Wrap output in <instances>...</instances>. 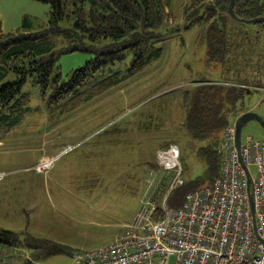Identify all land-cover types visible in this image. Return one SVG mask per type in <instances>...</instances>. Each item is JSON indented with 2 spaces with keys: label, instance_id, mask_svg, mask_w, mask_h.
<instances>
[{
  "label": "rangeland",
  "instance_id": "obj_1",
  "mask_svg": "<svg viewBox=\"0 0 264 264\" xmlns=\"http://www.w3.org/2000/svg\"><path fill=\"white\" fill-rule=\"evenodd\" d=\"M186 1L171 0L172 18L168 25L182 21ZM49 18L47 4L35 0H0V28L6 33L48 29ZM241 26L253 32L252 42L259 45V51L252 62L260 65H250L243 73L253 81L262 80L264 32L255 25ZM62 27L67 25L63 22ZM197 31L200 30L182 33L184 44L178 38L168 39L160 66L67 117L52 119V112L41 100L39 87L27 86L32 92L31 105L38 111L26 117L8 138L5 135L0 144L9 150L0 153L2 168L12 171H7L11 175L1 184L6 185L4 192L12 193L1 196L0 226L23 230L30 220L34 233L61 243H74L79 249L109 244L125 222L133 221L147 193H154L155 198L160 195L158 190L166 185L165 190L173 181L174 171L152 167L158 150L170 142L178 144L184 180L187 184L199 182L208 165L197 154L200 143L192 140L184 128L185 109L176 97L180 89L191 88L205 76L219 80L231 76H226L228 73L224 74L222 69L211 71L206 56L195 55L196 48H191L192 43L187 41ZM93 56L88 51L62 54L57 61L58 70L66 76ZM262 88L251 93L245 102L248 109L264 117ZM248 135L264 140V129L250 122L242 138ZM56 141L60 149L49 155L50 146ZM69 145L75 149L57 160L48 173H38L40 176L36 177L32 169L36 162L57 155ZM39 152L43 156L40 160L36 157ZM256 171V166H252V172ZM27 178L28 182H21ZM37 180L42 181L39 186ZM31 182L33 189L38 188V196L22 185ZM0 257L3 264H12L11 257L4 253ZM43 263L74 264L68 255L55 256Z\"/></svg>",
  "mask_w": 264,
  "mask_h": 264
},
{
  "label": "trees",
  "instance_id": "obj_2",
  "mask_svg": "<svg viewBox=\"0 0 264 264\" xmlns=\"http://www.w3.org/2000/svg\"><path fill=\"white\" fill-rule=\"evenodd\" d=\"M35 1L50 6L48 29L6 33L0 28V136L16 131L26 117L38 111L31 105L32 92L27 86L39 87L52 119L67 117L160 66L168 39L178 38L184 44L182 33L199 29L191 45L195 55L204 54L211 71L222 69L231 76H223L221 82L203 78L189 89H180L176 97L185 109L184 128L200 143L197 154L208 168L194 184L185 181L170 192V185L164 190L165 185L154 201L160 211L167 195V205L177 208L188 193L211 186L220 174L224 131L251 110L245 99L264 86L263 80L253 81L243 73L250 65L260 67L252 62L259 45L252 42L253 32L241 26L249 23L230 15L231 0H187L182 21L175 25H168L171 0ZM234 12L239 19L262 18L264 0H236ZM63 22L67 27H62ZM250 25L264 32V23ZM76 51L94 56L63 76L57 66L59 56ZM172 145L178 146L170 142L160 149ZM157 166L158 157L152 167ZM31 226L30 220L23 230L0 226V255L11 257L12 264L43 263L59 255L73 259L81 251L42 237Z\"/></svg>",
  "mask_w": 264,
  "mask_h": 264
},
{
  "label": "built area",
  "instance_id": "obj_3",
  "mask_svg": "<svg viewBox=\"0 0 264 264\" xmlns=\"http://www.w3.org/2000/svg\"><path fill=\"white\" fill-rule=\"evenodd\" d=\"M74 147L40 160L32 168L48 173ZM220 174L213 184L190 192L180 207L165 196L159 211L154 193L146 194L133 221L102 247L74 254V264H264V140L248 135L236 148V127L224 131ZM180 150L172 145L158 151V164L174 171L169 192L185 183ZM256 166V173L252 172ZM11 173L0 171V183ZM254 204V215L252 211ZM159 213L160 218H156ZM254 217L256 224L254 223Z\"/></svg>",
  "mask_w": 264,
  "mask_h": 264
},
{
  "label": "water",
  "instance_id": "obj_4",
  "mask_svg": "<svg viewBox=\"0 0 264 264\" xmlns=\"http://www.w3.org/2000/svg\"><path fill=\"white\" fill-rule=\"evenodd\" d=\"M235 2H236V0H231V5H230V9H229L230 15L232 17L238 19L241 22L249 23V24L264 23V17L258 18L255 20H244V19L237 18V16L235 15V12H234ZM250 122H256L260 125V127H262V129H264V117H262L259 113L255 112V111H247L246 113H244L241 117H239L236 120V123H235V127H236V148H237L238 153H239V159H240L241 163L243 164V166L246 170H248V168L243 161V157L241 154V145H242L243 130L245 127L248 126V124ZM252 211H253V215H254V211H255L254 204H252ZM254 223L256 224L255 217H254ZM29 262L31 263V261H29Z\"/></svg>",
  "mask_w": 264,
  "mask_h": 264
},
{
  "label": "crops",
  "instance_id": "obj_5",
  "mask_svg": "<svg viewBox=\"0 0 264 264\" xmlns=\"http://www.w3.org/2000/svg\"><path fill=\"white\" fill-rule=\"evenodd\" d=\"M197 34H198V31L195 33V35H193V37L191 38V40L190 41H187L188 43H193V41L195 40V38L197 37ZM214 74H215V72H213ZM205 78L206 79H209V80H214L215 82H221V81H224V80H219V79H216V78H210L209 76L207 77V76H205ZM262 80L264 81V78H262ZM264 88H262V90H263ZM252 110V109H251ZM250 110V111H251ZM6 136L8 135V134H5ZM5 135L4 136H2L1 138H0V144H3V139L5 138ZM6 138H8V136L6 137ZM58 142L56 141V143L54 144V145H52V146H50V152H49V155H52V154H55L59 149H60V147H58V145H56ZM56 146V147H55ZM7 147H1L0 146V153L1 152H8L9 150H7L6 149ZM45 148V146H41V149H44ZM36 157H38V160H40V158L41 157H43L42 156V154L39 152V154L36 156ZM1 160V159H0ZM37 160V161H38ZM37 163V162H36ZM35 163V164H36ZM34 165V164H33ZM32 165V166H33ZM4 165L3 164H1V162H0V171H11V170H7V169H5V168H2ZM31 166V167H32ZM12 172V171H11ZM14 172H16V171H14ZM36 174V177H39L40 175L36 172L35 173ZM28 180H22L21 182L22 183H26V182H28L29 180H30V178H27ZM42 181L41 180H37V184H38V186L40 185V183H41ZM3 183V182H2ZM1 183V184H2ZM1 184H0V201H2V199H1V196H2V194L5 196V195H7V194H5V193H8V192H4L5 191V186L6 185H3V186H1ZM15 187H17V188H19V186H16L15 184H13ZM24 187H28L30 190L32 189V191L34 192V193H36L37 195L36 196H38V193L36 192V190L38 189V188H36V189H33L32 188V182L31 183H27V184H22ZM54 185V184H53ZM56 188H58V186H56V185H54ZM12 192H9L8 193V195H10ZM27 193V192H26ZM28 194V193H27ZM28 195H31V196H33V194L32 193H29ZM48 195H49V197H50V192H48ZM30 201H35L34 199H31L30 198ZM126 223H130V222H125L122 226H121V230H120V232H119V234L121 233V231L123 230V226L126 224ZM119 234H118V236H119ZM118 236H116V238L118 237ZM115 238V239H116ZM113 242V241H112ZM65 244V243H64ZM66 245H68V246H70V247H72V248H74V249H77V250H84L83 248H76V247H74V243H72V244H66ZM106 245V244H105ZM35 264V263H34ZM36 264H41V263H36ZM44 264V263H43Z\"/></svg>",
  "mask_w": 264,
  "mask_h": 264
}]
</instances>
